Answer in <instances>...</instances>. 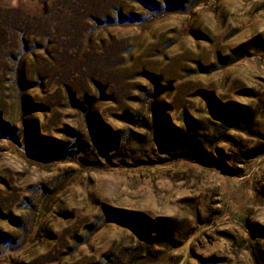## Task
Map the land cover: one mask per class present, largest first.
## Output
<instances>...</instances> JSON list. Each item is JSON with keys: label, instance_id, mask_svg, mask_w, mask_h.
I'll list each match as a JSON object with an SVG mask.
<instances>
[{"label": "rangeland", "instance_id": "rangeland-1", "mask_svg": "<svg viewBox=\"0 0 264 264\" xmlns=\"http://www.w3.org/2000/svg\"><path fill=\"white\" fill-rule=\"evenodd\" d=\"M0 264H264V0H0Z\"/></svg>", "mask_w": 264, "mask_h": 264}]
</instances>
